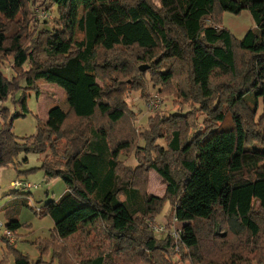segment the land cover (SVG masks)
<instances>
[{
	"label": "trees",
	"instance_id": "obj_1",
	"mask_svg": "<svg viewBox=\"0 0 264 264\" xmlns=\"http://www.w3.org/2000/svg\"><path fill=\"white\" fill-rule=\"evenodd\" d=\"M43 2L57 19L38 29L36 0H0V67L12 66L11 79L0 73V102L23 90L26 113L25 91L38 98L42 82L64 91L68 109H49L20 140L4 126L0 168L36 154L45 180L64 182L59 200L35 211L53 222L59 264H177L176 248L187 252L181 263L264 264V152L245 149L264 150V0ZM244 11L254 27L239 40L222 18ZM147 82L178 111L139 132L127 100L145 97ZM131 156L136 167L120 160ZM149 171L166 183L162 198L146 194ZM165 205L182 224L177 245L145 224ZM14 264L31 263L16 254Z\"/></svg>",
	"mask_w": 264,
	"mask_h": 264
},
{
	"label": "rangeland",
	"instance_id": "obj_2",
	"mask_svg": "<svg viewBox=\"0 0 264 264\" xmlns=\"http://www.w3.org/2000/svg\"><path fill=\"white\" fill-rule=\"evenodd\" d=\"M241 1V0H240ZM37 5L31 8L32 25L42 28L43 25L52 24L57 19L56 7L47 9V2L36 0ZM44 3V6L41 4ZM222 26L226 27L236 39H241L246 31L254 27L250 14L244 11L239 16L224 13L222 18ZM141 66V65H140ZM138 66V68L140 67ZM147 66V65H145ZM10 63L3 62L0 67V73L6 78H12ZM149 69V66H147ZM137 68V69H138ZM147 69V70H148ZM146 70V71H147ZM130 83V81H128ZM53 87V88H51ZM41 98H37L33 92L25 91V106L27 112H23L20 106V100L23 96V90L14 93L5 102H0V130L4 126L11 124V133L18 139L34 136L37 133L38 120L45 124L47 120V112L49 109L59 107L67 110L68 105L64 98V91L54 84H45L40 82L39 87ZM146 96L141 97L139 93L131 92L128 96L127 103L133 110L136 117L135 127L137 130L143 131L147 129V119L155 115H168L178 111V106L174 100L169 97H162L158 94V90L147 82ZM39 95V96H40ZM153 96H157L158 107L153 111L147 108L148 101ZM264 109V101L259 100L258 117ZM187 109H184L186 111ZM44 121V122H43ZM157 144L164 146L162 141ZM247 151H263L256 144L246 147ZM42 157L36 154H19L13 165L6 168H0V264H14L16 254L26 257L31 264H59L60 259L54 255L53 249V222L49 217H40L35 211L44 209L46 204L58 201L66 191L64 182L60 179L47 182L43 172L38 170L41 165ZM126 166L136 167L135 159L131 157H121L120 159ZM18 181L31 188H12L11 183ZM166 189V183L155 172H148V184L146 194L152 197L162 198ZM170 205H165L160 214L153 219H146L145 224L149 231L157 239H164L168 236L170 225L175 228H181L182 224L178 221L174 223V215ZM17 221L21 227L14 233L13 248L7 247L3 238L6 226L9 222ZM152 226L167 228L166 233H154ZM94 228L90 233L88 241L97 242V232ZM100 231V229L98 230ZM244 236V235H243ZM6 238V237H5ZM4 238V239H5ZM227 239L228 246H224L223 252L229 250L233 245L232 237ZM82 240V239H81ZM87 241V239H84ZM231 242V244H230ZM9 245V244H8ZM178 252V253H177ZM173 261L177 264H187L180 262V256L186 255V251H175ZM180 254V255H179ZM252 264H255L253 262Z\"/></svg>",
	"mask_w": 264,
	"mask_h": 264
},
{
	"label": "built area",
	"instance_id": "obj_3",
	"mask_svg": "<svg viewBox=\"0 0 264 264\" xmlns=\"http://www.w3.org/2000/svg\"><path fill=\"white\" fill-rule=\"evenodd\" d=\"M158 100H157V96H153L152 98H150V100L148 101V104L146 105L148 110L151 112L155 109H157L158 107ZM11 187L16 189V188H24V189H29L31 188L29 185H24V187H22V184L19 183L18 181L12 182L11 183ZM38 211V210H37ZM177 222V219L174 218V223ZM152 231L154 233H166L167 232V228L164 227H158V226H152ZM181 228H175L173 225L169 226L168 229V236L172 239V241L174 242V244H178L181 241ZM5 239L8 241V244L11 246L15 241H14V237L12 235V233L8 230H5ZM177 250V248H176Z\"/></svg>",
	"mask_w": 264,
	"mask_h": 264
},
{
	"label": "water",
	"instance_id": "obj_4",
	"mask_svg": "<svg viewBox=\"0 0 264 264\" xmlns=\"http://www.w3.org/2000/svg\"><path fill=\"white\" fill-rule=\"evenodd\" d=\"M147 69H148L147 66H140V67L138 68L139 72H145ZM0 154H1V147H0Z\"/></svg>",
	"mask_w": 264,
	"mask_h": 264
},
{
	"label": "crops",
	"instance_id": "obj_5",
	"mask_svg": "<svg viewBox=\"0 0 264 264\" xmlns=\"http://www.w3.org/2000/svg\"><path fill=\"white\" fill-rule=\"evenodd\" d=\"M246 32H247V31H246ZM246 32H245V33H246ZM245 33H244V34H245ZM51 88H53V87H51ZM41 97H42V95L39 96V98H41ZM47 113H48V112H47ZM46 121H47V120H46ZM43 122H44V121H43ZM62 195H63V194H62Z\"/></svg>",
	"mask_w": 264,
	"mask_h": 264
}]
</instances>
